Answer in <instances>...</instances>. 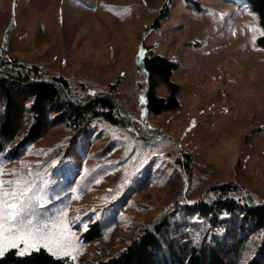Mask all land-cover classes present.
<instances>
[{"label": "rangeland", "instance_id": "374dc122", "mask_svg": "<svg viewBox=\"0 0 264 264\" xmlns=\"http://www.w3.org/2000/svg\"><path fill=\"white\" fill-rule=\"evenodd\" d=\"M263 34L248 0H0L3 58L67 78L75 95L113 93L121 118H98L81 137L49 123L23 153L0 158V179L30 181L45 223L67 212L73 264L117 252L211 185L264 201ZM153 54L178 63L180 106L160 114L146 109L141 68ZM156 92L170 94L162 80ZM91 222L103 233L87 241Z\"/></svg>", "mask_w": 264, "mask_h": 264}, {"label": "trees", "instance_id": "16d2710c", "mask_svg": "<svg viewBox=\"0 0 264 264\" xmlns=\"http://www.w3.org/2000/svg\"><path fill=\"white\" fill-rule=\"evenodd\" d=\"M248 1L264 31V0ZM168 14L169 10L160 12L154 30ZM258 43L264 46V34ZM177 67V62L161 54L143 56L149 113L160 114L180 106L179 86L172 80ZM157 80L167 84L168 96L156 92ZM0 93L4 98L0 107V158L23 153L49 123H64L78 137L88 133L98 118L113 125L121 123L113 93L75 95L67 78L48 75L38 66L12 62L1 54ZM209 189L212 195L178 202L175 209L159 215L123 248L89 264H264V201H252L242 190L236 191L242 188L232 182ZM102 233L100 223L91 222L82 237L90 241ZM18 252L17 248L6 250L0 264H73L67 256L53 255L43 247L28 255Z\"/></svg>", "mask_w": 264, "mask_h": 264}, {"label": "snow or ice", "instance_id": "6c2138e0", "mask_svg": "<svg viewBox=\"0 0 264 264\" xmlns=\"http://www.w3.org/2000/svg\"><path fill=\"white\" fill-rule=\"evenodd\" d=\"M38 199L31 182L24 177L0 179V256L6 248H17L23 243L24 248L18 252L21 256L43 247L53 255L75 259L66 224L67 212L63 211L57 219L45 223L36 216V209L42 206Z\"/></svg>", "mask_w": 264, "mask_h": 264}]
</instances>
